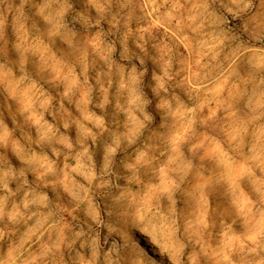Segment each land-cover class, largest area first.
Wrapping results in <instances>:
<instances>
[{
	"label": "rangeland",
	"instance_id": "1",
	"mask_svg": "<svg viewBox=\"0 0 264 264\" xmlns=\"http://www.w3.org/2000/svg\"><path fill=\"white\" fill-rule=\"evenodd\" d=\"M39 3L40 0H28L24 8L30 34L42 27L36 15ZM240 3L246 6V0ZM20 4L21 0H0V20L7 24L0 36V62L17 76L20 69L13 50L17 34L12 21L18 17ZM71 4L76 11L86 7L85 0H71ZM213 7V13L202 16L197 0H113L114 15L122 13L128 17L134 31L146 30L147 53L133 48L134 55L144 57L143 66L136 60L133 62L147 69L146 85H151V75L158 71L153 62L158 54L156 46L167 45L178 58L177 72L179 60L187 64L189 71L179 77L186 80L187 87L174 83L169 89L170 98L177 102L175 118L171 111L158 108L162 99L147 91L152 100L147 109L152 122L134 144L122 145L113 169L112 188L94 192L86 204L77 205L73 200L87 184L85 170L72 173L73 160L44 149L62 173L65 168L69 172L65 188L39 187L33 194L38 201L36 207L16 226L17 235L26 230L35 232L26 245L29 256H39L42 264H259L264 260V209L257 213L249 205V200L255 203L256 193L248 179L233 187L225 175L235 154L229 146L230 137L238 133V121L248 115V96L255 93L249 81H259L250 64H264V38L244 30L227 0H215ZM90 11L95 16L94 9ZM103 27L105 32L110 30L107 23ZM76 28L81 39L87 36L79 25ZM217 50L218 60L209 68L207 54ZM32 52L51 53L54 62L61 59L68 62L56 63L55 77L71 79L73 71L80 76L79 67L74 66L61 40H34ZM116 58L119 59L118 54ZM35 66L36 56L30 53L27 71L35 83L23 90L19 101L0 85V111L8 126L17 129L18 137L23 132L27 140L33 141L47 124L75 141V127H64L80 116L75 99L73 102L64 99V89L54 76L37 73ZM80 80L83 81L82 76ZM89 83L94 89L91 111L104 117L110 131H122L124 117L115 110L114 89L110 96L112 103L104 110L98 106L101 94L94 72L89 74ZM47 97L53 98L51 104ZM193 107L199 109L194 119L185 112ZM107 138L105 134L97 144L90 143L97 171L103 155L102 144ZM249 143L250 133L244 136L241 154L248 151ZM173 144L176 152L172 151ZM31 147L41 151L39 144L32 143ZM142 152L146 154L139 160ZM6 160L20 167L11 153H7ZM173 167L180 173L178 188L174 187ZM253 171L259 185L264 181V173ZM29 182L36 186L32 176ZM11 187L17 191L16 184ZM163 189L168 190L171 200L169 196L157 195ZM45 193L47 201L43 200ZM48 203L62 211V218L56 215L49 219L53 212L47 209ZM173 214L177 217L178 231L170 223ZM253 214L257 218L249 225L248 217ZM240 233L250 239L237 241L234 237ZM15 239L5 237L0 242V256Z\"/></svg>",
	"mask_w": 264,
	"mask_h": 264
},
{
	"label": "clouds",
	"instance_id": "2",
	"mask_svg": "<svg viewBox=\"0 0 264 264\" xmlns=\"http://www.w3.org/2000/svg\"><path fill=\"white\" fill-rule=\"evenodd\" d=\"M200 4L198 10L201 15H209L214 12L215 0H197ZM28 0H21L17 9L18 17H13L12 28L17 34V42L13 45L16 53L17 65L20 74L17 76L7 64L0 62V85L15 100L21 99V93L25 88L34 85L31 75L27 71V59L31 53L36 56L35 71L37 73L47 72L54 76L60 86L63 87V98L73 102L75 99L79 118L71 119L64 124L65 128L75 127L76 139L59 129L45 124L44 130L39 131L33 141L26 139L21 132L17 136V129L10 128L4 113L0 111V242L5 237H16L12 240L8 250L0 256V264H42L39 256H29L26 245L30 242L31 235L35 232L25 231L17 235L16 226L22 223L30 210L36 207L38 201L33 199V194L38 192L40 186L52 188H65L67 173L58 168L56 162L51 159L48 149L55 156L65 155L74 161L72 173L79 174L85 170L87 184L82 186L79 197L73 196L74 202L79 205L87 203L94 192L103 193L112 188L113 169L116 157L119 155L122 145L134 144L143 134L144 130L152 122V117L147 109L152 100L147 91L162 103L157 106L161 110H169L175 118L177 102L170 98L169 89L173 84L187 87V82L181 81L179 77L185 75L189 69L183 60H179L180 71L177 72L178 58L175 57L167 45L156 46L157 56L153 62L158 67L151 75V85H146V68H139L133 61L136 60L141 66L145 64L143 55H134L133 48L139 49L146 54L145 47L146 30L138 28L133 30L128 17L122 13L113 14V0H85L86 7L82 11H76L71 0H40L36 5V15L40 18L42 27H37L34 32L28 29L27 18L24 8ZM227 4L233 9L234 17L241 21L245 31L255 32L260 38H264V0H246V6H241L240 0H227ZM94 9L95 16L91 11ZM110 26L108 32L104 31V24ZM84 29L87 36L81 39L76 26ZM6 22L0 20V36L6 31ZM93 29L96 31L93 33ZM115 37V39H110ZM59 39L67 48L74 66L80 69V76L73 71L71 79L67 77H55L56 63L66 65L68 62L59 60L54 62L53 54L44 52H32L34 40H56ZM102 42L100 47L96 44ZM119 45V49L117 47ZM117 54L119 59H117ZM219 50L207 54L208 66L211 68L218 60ZM195 67V66H194ZM251 72L259 77V81L251 80L249 84L255 87V93L248 96L246 107L248 115L238 121V133L230 137V148L235 151L232 162L225 169V175L230 186L238 187V181L248 179L253 191L256 193V201L249 205L259 213L264 209V181L259 185L255 180L254 169L264 173V64H250ZM204 71V69H198ZM95 73V80L101 94L100 108L106 110L112 100L115 99V110L124 117L122 131H110L103 116L91 111V96L94 91L89 83V74ZM6 73V76L3 74ZM229 74L224 76L228 78ZM15 93L13 96L12 94ZM51 104L53 98L47 97ZM199 111L197 107L185 109L188 116L195 118ZM11 116V113H9ZM250 133V143L246 153L239 150L244 143V136ZM107 134V140L102 144V160L99 171L95 168V157L92 154L90 143L95 145ZM32 143L39 144L41 151L31 147ZM172 151L176 152L175 144ZM7 153H11L20 162V167H15L11 161L6 160ZM146 153L140 154L139 160H143ZM130 171H132L130 169ZM174 175V187L178 188L181 180L180 173L172 168ZM29 176L34 178L36 186L29 182ZM17 185V191H13L12 185ZM66 190V189H65ZM157 195L171 196L167 189L161 190ZM47 194L43 200L47 201ZM47 209L62 218V211L57 210L51 203ZM257 218L256 214L248 217V224H252ZM264 218V217H262ZM170 223L175 230L177 217L173 214ZM41 228L44 225L40 226ZM205 228L208 225H204ZM246 228L248 225L245 226ZM237 241L248 240L250 237L244 233L234 237ZM259 264H264L261 260Z\"/></svg>",
	"mask_w": 264,
	"mask_h": 264
}]
</instances>
